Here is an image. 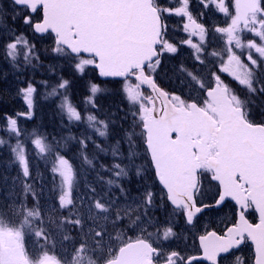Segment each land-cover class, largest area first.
<instances>
[{"label":"snow or ice","instance_id":"1","mask_svg":"<svg viewBox=\"0 0 264 264\" xmlns=\"http://www.w3.org/2000/svg\"><path fill=\"white\" fill-rule=\"evenodd\" d=\"M37 37L62 64L45 65ZM0 56V81L13 77L0 88V264H264V0H0ZM107 78L120 99L105 108ZM42 101L59 139L21 126ZM229 204L223 229L191 233L196 255L177 246L179 223Z\"/></svg>","mask_w":264,"mask_h":264},{"label":"rangeland","instance_id":"2","mask_svg":"<svg viewBox=\"0 0 264 264\" xmlns=\"http://www.w3.org/2000/svg\"><path fill=\"white\" fill-rule=\"evenodd\" d=\"M18 27H19V29L21 31H28L29 35L31 36L30 30L26 29V27L24 25H22V23L19 24ZM176 33H177V36H178L177 39H183V32H182L181 29H178ZM49 42H50V40H48V39H39L38 37L36 38L37 47H38V49L40 50V53H41V59L44 60L45 65H47L49 63H57L58 64V61H52L50 53H46L44 51L47 48V46L49 45ZM184 58L186 59V52H185V57ZM179 59H181V57H179ZM186 62H188L189 66H190V62L187 61V59H186ZM0 69H2L3 71H9V67L6 64V62L3 60L2 56H0ZM43 69L44 68H41L39 71H37L35 73V79L36 80L49 79L48 75H46V77L44 78ZM12 81H13V77L11 76V73H10L7 81H0V88L11 87L12 86ZM81 83L82 84H81L80 88H76L77 87L76 86L73 89L75 94H77L76 96H74V102H79L81 99H83V96L86 94L84 92V87H83L84 81H81ZM108 89H109V92H107V94H104L105 99H103L101 102L106 100L107 103H112L114 99L115 100H119L120 99L119 96L113 97L111 95L110 88H108ZM4 105H6V110H12V109H14L15 111H22L23 110L22 101H20L19 99H13L12 96H5L4 97ZM42 108H43V111H41V112L39 111L37 113L35 119L26 120V119L22 118L21 126L23 128H25V129H27V131L29 133L32 132L33 129H38L41 133H44V134H49V133L54 134V135H56V138L59 139V134H57L55 132L54 128H48L47 127V123L53 121V123L55 124L54 127H56L57 131L60 132L58 117H56L55 120H52V119H50L48 117V115L46 113L47 109H45V107H44V102H41V108L40 109H42ZM80 131H83V128H79V129L73 128V132L79 133ZM0 137H3L5 139L8 138L4 131H0ZM114 140L115 139H111L109 142H113L114 143ZM12 142L15 143V141H12ZM27 147H28L29 153L32 154V145L29 144ZM8 156H9L8 149L6 147L5 148H0V161L7 160ZM101 160H102V162L104 161L105 163H109L110 160H111V157L110 156H107V157L102 156ZM34 163L38 164L39 171L45 172V174L47 175V171L45 169L44 162L34 161ZM35 170L36 169L34 168V171ZM11 174L15 175V170L14 169L11 171ZM129 187L131 188L132 193L136 194L137 184L135 182H132L129 185ZM158 214H159V212H158ZM202 222H203V220H201V223ZM200 225H197L196 228H190V229L187 228L184 225H178L177 231H182L183 234L188 237V239L186 241H178L177 245L178 244H184V245H187V246H193V245H190V242L193 241V237H192L191 233H196L198 235L199 231H202ZM127 236L134 238L135 233L128 232ZM28 247H29V249H31L32 246H31L30 243H29ZM238 255L247 257L246 253H243V252L239 253Z\"/></svg>","mask_w":264,"mask_h":264},{"label":"flooded vegetation","instance_id":"3","mask_svg":"<svg viewBox=\"0 0 264 264\" xmlns=\"http://www.w3.org/2000/svg\"><path fill=\"white\" fill-rule=\"evenodd\" d=\"M165 2L167 3L168 0H165ZM223 19H224L223 16L220 15L219 20L223 21ZM167 23L169 25V29L173 30V34H174V36H176L177 30L181 29L180 28V25L182 24L181 19L179 17L173 16L167 20ZM183 38H185L184 33H183ZM229 208L231 210L230 204L228 206L224 207L223 210H221L218 213H214V212L211 213L210 212V213L206 214L203 217V219H202L203 222L201 223L200 226L203 227V226L207 225V226H214V228L216 230L223 229L228 224V222L231 220L230 213H228ZM177 246L181 249L185 248L184 244H178ZM188 248L191 249V251L187 252L186 254H189V255H196L197 254L194 246H188ZM241 252L246 253L247 257H251V246L249 244L244 246L243 249L239 253H241ZM239 253H237V255ZM200 264H204V263L200 262Z\"/></svg>","mask_w":264,"mask_h":264},{"label":"trees","instance_id":"4","mask_svg":"<svg viewBox=\"0 0 264 264\" xmlns=\"http://www.w3.org/2000/svg\"><path fill=\"white\" fill-rule=\"evenodd\" d=\"M51 42H49V44H50ZM49 46V45H48ZM47 46V47H48ZM63 63V61H58V64H62ZM57 71L59 72L60 71V69H57ZM43 73H44V78L46 77V74H45V70L43 69ZM94 75V74H93ZM51 79H55V76L53 75L52 77H51ZM81 81L77 84V87L76 88H80V86H81ZM112 84H115V85H119L120 83L119 82H113ZM115 89H118V88H110V90H111V92L113 91V90H115ZM167 90H171V88H166ZM41 91H43V89H41ZM145 92H146V94H148V92L145 90ZM106 94V93H105ZM42 102H44V107H45V109H47L46 110V113H47V115H48V117L50 118V119H52V120H55V118L56 117H54V115H53V107H54V105L52 104V102H49V101H42ZM104 102V103H103ZM103 102H101L104 106H105V108H107L108 107V105H110L111 103H107L106 102V100H104ZM113 103V102H112ZM41 111H43V108L42 109H40V112ZM55 126V124L53 123V121L52 122H48L47 123V127L48 128H54V130H55V132L57 133L58 131H57V129H56V127H54ZM112 139H115V138H112ZM98 142H103L102 140H100V141H98ZM109 143H113V142H109ZM89 152L91 153L92 152V146L90 145L89 146ZM104 162V161H103ZM105 163V162H104ZM253 216V218H254V214L252 215Z\"/></svg>","mask_w":264,"mask_h":264},{"label":"water","instance_id":"5","mask_svg":"<svg viewBox=\"0 0 264 264\" xmlns=\"http://www.w3.org/2000/svg\"><path fill=\"white\" fill-rule=\"evenodd\" d=\"M108 80H110V79H118V80H120V78H107ZM145 88H147V86H145ZM148 89V88H147ZM149 91H151L150 89H148ZM154 95V94H153ZM159 104H160V100H157V106H159Z\"/></svg>","mask_w":264,"mask_h":264}]
</instances>
